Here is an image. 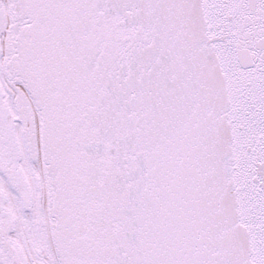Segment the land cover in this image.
I'll return each mask as SVG.
<instances>
[{
  "label": "snow or ice",
  "instance_id": "6c2138e0",
  "mask_svg": "<svg viewBox=\"0 0 264 264\" xmlns=\"http://www.w3.org/2000/svg\"><path fill=\"white\" fill-rule=\"evenodd\" d=\"M0 264H264V0H0Z\"/></svg>",
  "mask_w": 264,
  "mask_h": 264
}]
</instances>
